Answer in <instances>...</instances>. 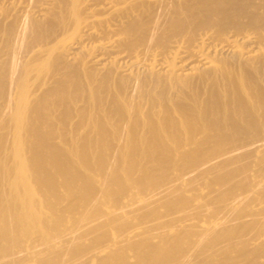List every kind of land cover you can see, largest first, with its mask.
<instances>
[{
    "label": "bare ground",
    "instance_id": "bare-ground-1",
    "mask_svg": "<svg viewBox=\"0 0 264 264\" xmlns=\"http://www.w3.org/2000/svg\"><path fill=\"white\" fill-rule=\"evenodd\" d=\"M0 264H264V0H0Z\"/></svg>",
    "mask_w": 264,
    "mask_h": 264
}]
</instances>
